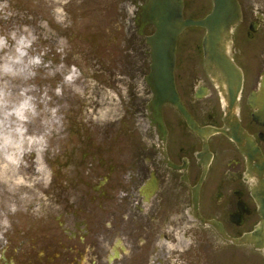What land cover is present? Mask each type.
Wrapping results in <instances>:
<instances>
[{
	"label": "flooded vegetation",
	"instance_id": "1",
	"mask_svg": "<svg viewBox=\"0 0 264 264\" xmlns=\"http://www.w3.org/2000/svg\"><path fill=\"white\" fill-rule=\"evenodd\" d=\"M147 1L118 0L115 28L105 37L114 52L107 86L115 116L99 127L98 143L85 145L66 222L54 223L41 245L24 246L3 263L264 264L263 251L235 243L262 221L247 156L223 134H196L169 102L160 107L162 126L154 123L146 77L155 27L141 30L138 19ZM238 2L242 17L229 49L243 77L237 104L225 102L207 72L201 28L177 38L175 88L201 128L236 131L264 157V0ZM200 10L184 0L185 19H203L207 13Z\"/></svg>",
	"mask_w": 264,
	"mask_h": 264
},
{
	"label": "rangeland",
	"instance_id": "2",
	"mask_svg": "<svg viewBox=\"0 0 264 264\" xmlns=\"http://www.w3.org/2000/svg\"><path fill=\"white\" fill-rule=\"evenodd\" d=\"M192 4L204 11L211 1ZM118 5V0H0V34L27 37L29 55L40 58L15 78L0 76V89L11 92L12 103L25 100L34 107L26 135L41 143L39 158L35 148L25 151L0 173V264L24 246L41 245L51 225L66 222L69 201L78 196L85 145L98 143L99 127L114 119L115 99L107 86L114 52L105 37L115 28ZM4 110L0 106V120Z\"/></svg>",
	"mask_w": 264,
	"mask_h": 264
},
{
	"label": "water",
	"instance_id": "3",
	"mask_svg": "<svg viewBox=\"0 0 264 264\" xmlns=\"http://www.w3.org/2000/svg\"><path fill=\"white\" fill-rule=\"evenodd\" d=\"M213 10L204 19H185L184 0H148L140 9L138 19L141 29L145 25H154L155 35L148 39L152 48L151 72L146 82L151 88L154 99L155 123H161L160 107L168 101L175 105L188 121L191 128L202 134L200 129L181 106L174 84L175 48L178 36L189 27L206 30L204 39L205 64L211 77L217 80L225 102L233 107L237 104L242 88L243 77L240 69L233 63L229 54L232 29L241 19V8L237 0H213ZM228 135L249 161V173L256 180L253 189L255 199L260 206L263 220L255 232L240 242L252 243L264 251V158L260 150L249 139H243L237 132Z\"/></svg>",
	"mask_w": 264,
	"mask_h": 264
},
{
	"label": "clouds",
	"instance_id": "4",
	"mask_svg": "<svg viewBox=\"0 0 264 264\" xmlns=\"http://www.w3.org/2000/svg\"><path fill=\"white\" fill-rule=\"evenodd\" d=\"M10 40L14 43L10 44ZM30 47L31 41L25 36L17 38L15 33L0 34V76L15 78L22 74L28 65L39 64V57L29 55ZM25 57H28L26 63ZM19 65L24 67H18ZM10 96L11 92L6 94L3 89H0V106L6 109L3 111V119L0 120V173H6L13 168L25 151L35 148L39 158L41 150L40 141L31 135H26L25 122L36 115L34 107L25 100L12 103Z\"/></svg>",
	"mask_w": 264,
	"mask_h": 264
}]
</instances>
